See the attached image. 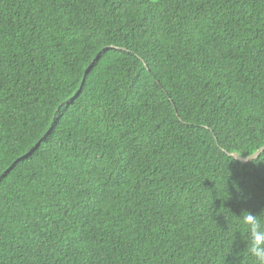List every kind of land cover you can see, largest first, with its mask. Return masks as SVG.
Returning a JSON list of instances; mask_svg holds the SVG:
<instances>
[{
    "label": "trees",
    "instance_id": "trees-1",
    "mask_svg": "<svg viewBox=\"0 0 264 264\" xmlns=\"http://www.w3.org/2000/svg\"><path fill=\"white\" fill-rule=\"evenodd\" d=\"M263 145L264 0H0V264H253Z\"/></svg>",
    "mask_w": 264,
    "mask_h": 264
},
{
    "label": "clouds",
    "instance_id": "clouds-1",
    "mask_svg": "<svg viewBox=\"0 0 264 264\" xmlns=\"http://www.w3.org/2000/svg\"><path fill=\"white\" fill-rule=\"evenodd\" d=\"M259 154V158L253 162L260 160L264 156V149H259L254 155H248V159H252ZM233 187H236L234 184ZM239 192V189H236ZM264 215L261 212L259 215H253L250 212L243 211L237 217L239 224L246 228V250L248 255L252 258L253 264H264V224L261 223L260 217Z\"/></svg>",
    "mask_w": 264,
    "mask_h": 264
},
{
    "label": "water",
    "instance_id": "water-1",
    "mask_svg": "<svg viewBox=\"0 0 264 264\" xmlns=\"http://www.w3.org/2000/svg\"><path fill=\"white\" fill-rule=\"evenodd\" d=\"M110 48H113V47H110ZM259 149H264V145H263L261 148H259ZM259 149H258V150H259ZM255 152H256V151H255ZM255 152L252 153L251 155H254ZM228 155H229V157L233 158L234 160L238 161V162L241 163V164L249 163V162L255 160V159L259 156V154H258L256 157H253L252 159H248V158H247L248 156H247V157H242V156H240V155H238V154H236V153H230V154H228Z\"/></svg>",
    "mask_w": 264,
    "mask_h": 264
},
{
    "label": "snow or ice",
    "instance_id": "snow-or-ice-1",
    "mask_svg": "<svg viewBox=\"0 0 264 264\" xmlns=\"http://www.w3.org/2000/svg\"><path fill=\"white\" fill-rule=\"evenodd\" d=\"M153 2L155 3V0H153Z\"/></svg>",
    "mask_w": 264,
    "mask_h": 264
}]
</instances>
